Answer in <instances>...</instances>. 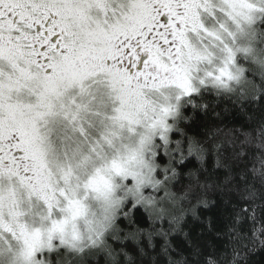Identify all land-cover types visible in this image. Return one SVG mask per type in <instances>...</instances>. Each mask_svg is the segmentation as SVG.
I'll list each match as a JSON object with an SVG mask.
<instances>
[{
  "label": "snow or ice",
  "instance_id": "snow-or-ice-1",
  "mask_svg": "<svg viewBox=\"0 0 264 264\" xmlns=\"http://www.w3.org/2000/svg\"><path fill=\"white\" fill-rule=\"evenodd\" d=\"M257 255L264 0H0V264Z\"/></svg>",
  "mask_w": 264,
  "mask_h": 264
},
{
  "label": "trees",
  "instance_id": "trees-1",
  "mask_svg": "<svg viewBox=\"0 0 264 264\" xmlns=\"http://www.w3.org/2000/svg\"><path fill=\"white\" fill-rule=\"evenodd\" d=\"M209 195L211 198L218 199V194L210 193ZM198 211H205V210H198ZM189 222H191L190 217H189ZM255 259L257 264H264V260H262V258L259 255H257Z\"/></svg>",
  "mask_w": 264,
  "mask_h": 264
}]
</instances>
